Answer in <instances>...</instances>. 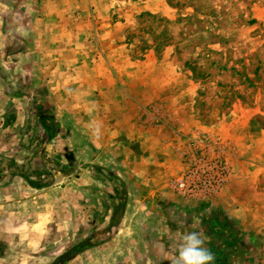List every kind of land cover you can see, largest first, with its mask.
<instances>
[{
	"label": "rangeland",
	"instance_id": "obj_1",
	"mask_svg": "<svg viewBox=\"0 0 264 264\" xmlns=\"http://www.w3.org/2000/svg\"><path fill=\"white\" fill-rule=\"evenodd\" d=\"M105 1L107 12L102 10ZM94 2L101 10L93 13L94 21L103 20V24L88 31L91 50L78 45L77 53L72 54V86L100 84L83 75L85 58L78 55L90 52L93 70L100 63L109 72L108 84L124 88L125 121L135 119L150 136H156L158 130L159 142L170 145L167 160L173 164L169 163L170 172L165 175L170 191L168 182L186 174L195 180H204L206 172H210L208 177L213 172L217 177V171H211V160L218 151L209 153L201 146L203 138L217 141L219 157L228 170L219 178L224 183L219 195L208 203L216 205L240 234L251 238L258 249L257 260L264 262V0ZM54 47V59L63 63L71 59L66 55L69 51ZM103 54L104 59L98 60ZM110 95L111 108L116 94ZM53 111L52 107L46 109L45 118L52 117ZM83 117L87 118L84 113ZM125 146L127 171L120 177L97 166L94 171L81 170L67 154L52 158L51 168L57 167L59 175L77 173L91 179L89 188L94 195L87 202L91 206L85 212L80 207L73 211L80 218L77 236L66 238L69 246L49 253L1 251L0 264H50L69 253L77 258L76 264H101L112 256L114 249L105 247L112 240L111 246L127 245L132 251L138 243L134 230L158 216L150 213L147 199L152 192L151 176L134 167L136 160L127 157L132 152L130 145ZM21 169L13 167L15 173L27 175L31 166ZM54 175L49 172L47 180L52 182ZM53 198H46V204L59 197ZM127 202L132 216L120 224ZM45 211L49 213L48 207ZM40 220L50 224L48 216ZM117 228L126 230L125 237L114 238ZM36 255L41 256L40 261L35 260Z\"/></svg>",
	"mask_w": 264,
	"mask_h": 264
},
{
	"label": "crops",
	"instance_id": "obj_2",
	"mask_svg": "<svg viewBox=\"0 0 264 264\" xmlns=\"http://www.w3.org/2000/svg\"><path fill=\"white\" fill-rule=\"evenodd\" d=\"M94 1L0 0V250L29 255L69 246L66 238L77 236L80 223L73 211L80 207L85 212L94 191L89 188L91 179L85 180L77 173L61 176L57 167L51 168L50 161L67 154L75 158L72 162L77 168L89 172L102 167L120 177L127 171L125 145H130L128 150L132 152L127 157H133L134 167L151 176L152 192L147 199L150 213L158 217L134 230L138 243L132 251L127 245L111 246L114 240L105 245L114 250L101 264H171L176 241L183 233L193 231L205 238L206 247L215 257L213 264H264L257 260L258 249H254L251 238L240 234L216 205L187 202L166 188L165 175L170 172L169 163L173 164L167 160L171 158L170 145L159 142L158 130L154 131L156 136H150L135 119L125 121L124 88L108 84L109 72L100 63L99 71L93 70L90 52L77 54L85 58L83 75L100 84L72 86V54L77 53L78 45L91 50L93 41L88 31L103 24V20L94 21L93 13L101 11ZM106 2L101 6L107 12ZM54 46L69 51L66 55L71 59L64 63L54 59ZM110 93L116 94L111 108ZM49 107L54 114L45 118ZM89 124L90 130L86 131ZM30 125L35 127L22 130ZM28 165L31 171L27 175L13 170L27 169ZM49 172L55 174L52 182L47 180ZM33 177L40 180L34 182ZM53 196L60 199L46 204ZM130 207L127 202L120 224L132 216ZM47 216L50 224L45 225L40 219L47 220ZM224 219L231 222L243 243L239 258L229 262L219 252L222 248L217 249L218 244L207 242L212 231L209 226ZM124 233L125 229L117 228L114 238ZM34 258L41 260V256Z\"/></svg>",
	"mask_w": 264,
	"mask_h": 264
},
{
	"label": "built area",
	"instance_id": "obj_3",
	"mask_svg": "<svg viewBox=\"0 0 264 264\" xmlns=\"http://www.w3.org/2000/svg\"><path fill=\"white\" fill-rule=\"evenodd\" d=\"M217 141L213 138H203L201 141V146L207 149L209 153H217L212 155L213 160H211V171H217V177L214 175L208 177V173L206 172L201 180V178L194 179L191 176L183 175L182 177H177L176 179L170 180L168 186L170 189L179 196V198L187 201V202H197V203H205L208 202L210 198L216 197L219 195L221 191V187L224 183H219V178L227 175L226 171L227 167L224 165L223 160L219 157V153L217 147Z\"/></svg>",
	"mask_w": 264,
	"mask_h": 264
},
{
	"label": "clouds",
	"instance_id": "obj_4",
	"mask_svg": "<svg viewBox=\"0 0 264 264\" xmlns=\"http://www.w3.org/2000/svg\"><path fill=\"white\" fill-rule=\"evenodd\" d=\"M163 252V245H161ZM171 264H213L214 254L206 247L200 232H185L175 244Z\"/></svg>",
	"mask_w": 264,
	"mask_h": 264
},
{
	"label": "flooded vegetation",
	"instance_id": "obj_5",
	"mask_svg": "<svg viewBox=\"0 0 264 264\" xmlns=\"http://www.w3.org/2000/svg\"><path fill=\"white\" fill-rule=\"evenodd\" d=\"M209 228L212 229V231H210V236H208L207 242L209 243L213 242L212 244H218L217 249L222 248V250L219 252L223 253V255L227 259L226 261L229 262L232 259H236V257L239 256V254L241 253V247L243 246V243L241 242L237 230H235L231 222H228L227 220L224 219L220 221L218 224H212V226L211 227L209 226ZM72 258H74L72 256V253H69L67 256L66 255L59 256L57 261L52 262L50 264H67L72 262Z\"/></svg>",
	"mask_w": 264,
	"mask_h": 264
}]
</instances>
